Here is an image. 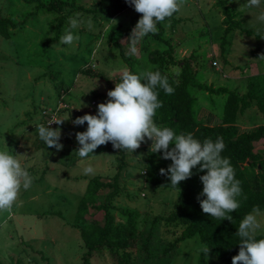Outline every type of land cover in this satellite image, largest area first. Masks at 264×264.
Listing matches in <instances>:
<instances>
[{"label":"rangeland","instance_id":"obj_1","mask_svg":"<svg viewBox=\"0 0 264 264\" xmlns=\"http://www.w3.org/2000/svg\"><path fill=\"white\" fill-rule=\"evenodd\" d=\"M40 1L45 3L48 0ZM73 1L76 6L90 10L98 2ZM222 1L230 9L228 17L222 18L220 9L214 7L217 0H184L173 21L162 22L164 37L170 39L175 59L190 54L197 56L194 57L198 64H195V76L202 84L212 72V61L229 75L244 72L248 63L254 66L261 63L258 66L264 75V46L261 49L264 23L256 21V17L264 13V0L259 8L247 7V0ZM34 5V1L25 4L23 0H0V18L20 24L9 32L8 39L0 37V151L19 155L17 159L33 177L32 186L28 190L21 189L12 211L0 212V262L18 259L21 264H78L81 243L71 226L76 204L88 179L98 176L102 182L110 181L119 157L111 143L98 146L93 155L79 157L75 133L85 131L87 123L74 125L72 121L86 114L88 107L80 106H89L93 100L92 90L106 95L109 91L106 82L110 90L114 89L120 75L127 71L116 56L112 41H107L109 28L115 24L112 20L125 27L130 17L142 14L132 6L111 19L97 13L81 15L69 12L62 23L60 38L65 35L70 18H77L79 14L78 18L83 22L72 30L74 35H79V41L67 45L60 43L59 38L57 42L43 46L54 34L55 18L37 11ZM89 18L93 25L91 29L87 25ZM227 26L229 28L223 36ZM142 47L161 50L165 46L148 35L137 45L135 53L126 50L129 57L139 59L145 71L151 66L146 64ZM233 65L236 71L229 69ZM202 70L208 74L200 77L198 74H202ZM168 73L174 76L177 70L169 69ZM95 75L106 82L95 78ZM219 81L226 91H232L231 87L237 84L230 78ZM248 81L241 85L243 90L245 87L250 92L251 83L257 91L264 87V76L259 74ZM191 94L195 97V110L204 106L212 115L220 114L226 93L203 99L201 90L192 89ZM62 95L63 101L60 100ZM94 110L97 111V106ZM50 116L55 119L69 116L61 125H52V128L61 129L63 149L59 152L47 148L36 129L39 124L47 126ZM151 143L145 138L132 154L124 151L125 165L118 179L119 195L109 209L112 224L126 225L134 230V247L128 252L137 264H199L201 244L196 238L178 243L169 258L161 253L179 231L177 226L162 220L172 212L177 192L154 189L144 183L145 160L149 153H153ZM65 150L66 154L63 153ZM154 154L161 156L162 153ZM89 165L94 168V173L85 175L83 169ZM107 191H102L100 199ZM92 213L93 219L101 225V213ZM203 259L205 264H223L213 257L207 259L204 256ZM90 264H111V258L101 251L92 257Z\"/></svg>","mask_w":264,"mask_h":264},{"label":"trees","instance_id":"obj_2","mask_svg":"<svg viewBox=\"0 0 264 264\" xmlns=\"http://www.w3.org/2000/svg\"><path fill=\"white\" fill-rule=\"evenodd\" d=\"M23 1L25 4H31L34 1V8L37 11L55 18L53 24L54 34L51 39L43 43V46L59 40L62 32V23L69 12L81 15H94L97 13L104 18L111 19L130 6L129 3H126V0H98L96 7L90 10L89 8L76 6L73 0H48L45 3L40 0ZM214 7L220 9L222 17L229 16L230 9L225 5L224 1L217 0ZM175 15L176 13L170 19L166 18L165 21H173ZM140 17L139 15H133L125 27L118 23L112 24L109 28L107 41H112L111 46L116 49V56L123 62L127 71L135 74H140V71L141 73L159 71L162 75L167 76L170 85L175 89L171 95H166L163 90H159L158 98L163 106L157 110L154 122L157 126L172 128L177 134L191 133L201 143L205 139L210 138L215 141L217 137H222L226 147L221 155L230 159L235 169L236 179L241 181L243 195L247 197L246 200L240 198L241 207L230 213L233 217L231 222L212 218L209 214L203 213L197 200V196L202 192L203 188L199 177L206 174V170L197 171L199 168V165H197L196 168L192 169L193 175L185 181H181L177 188L170 183L166 176L159 173V169H167L168 165L171 164V160H164L160 158L161 156L149 153L143 170L144 183L154 189L161 188L177 192L172 212L167 217L162 218V220L177 226L179 231L174 241L168 242L161 253L163 256L168 255L169 258L170 252L177 248L178 243L186 239L196 238L201 245L205 244L210 247L209 257H213L223 264H232V257L237 255L239 251V238L235 233L240 222L246 214L251 212L254 206H259L264 210V149L262 154L253 151V144L264 143V126L241 134H237L236 129L233 127L236 115L243 111L248 106L249 101L255 96L251 91H248L244 96L239 97L234 92L226 91L223 88L215 90L211 86L198 82L195 76L197 71L195 55L190 54L182 59H175L173 57L174 48L170 45V39L164 37L162 22L157 24L159 31L154 35H149L158 43L163 44L165 48L161 50H145L142 47L146 64L151 66L150 69L144 71L139 59L125 54L126 50L129 53L131 52L130 43L126 39L131 35V31ZM19 26V23L0 18V37L8 39L9 32L16 30ZM228 28L227 26L223 31V36H225ZM115 35L116 37L113 39ZM190 62H193V65ZM168 67L169 69H176L179 75L176 73L174 76H170ZM95 78L102 77L95 75ZM102 79L105 81L104 78ZM106 84L110 90L109 84L107 82ZM192 89L215 95L226 93L219 125L208 127L197 120V110L194 109L195 97L191 94ZM91 95V99L96 101V106L97 101L103 103L108 99L107 94L104 95L96 90H92ZM61 99H63V95L62 98L60 97ZM42 122L44 123L43 120ZM110 143L108 142V144ZM173 146L170 145V148ZM66 150L63 153L66 154ZM108 150H110L109 147ZM114 150L117 151L119 157L117 158L119 163L116 165L115 174L109 182H102L98 176L88 179L75 207L71 226L76 231L81 243L80 248L82 250L78 264H90L92 257L101 251L108 253L111 258V264H137V260L135 258L132 259L131 254L128 252L129 249L134 247V230L126 225H113V219L109 213L112 201L119 195L118 179L120 171L125 165L123 161L125 150ZM73 154L71 152L70 155L73 157ZM105 189L109 191L100 199L102 191ZM203 198L200 197V199ZM97 202L98 204H96ZM92 211L101 213V225H99L97 220L93 219L92 215L94 213ZM257 238H264V233L258 235ZM139 255L137 254V256ZM203 257L204 255L200 252L199 264H205ZM0 264H21V261L9 259L8 263L0 262Z\"/></svg>","mask_w":264,"mask_h":264},{"label":"clouds","instance_id":"obj_3","mask_svg":"<svg viewBox=\"0 0 264 264\" xmlns=\"http://www.w3.org/2000/svg\"><path fill=\"white\" fill-rule=\"evenodd\" d=\"M183 2L184 0H126L137 13L142 14L126 39L130 43L131 52L137 51V45L146 36L159 31L158 23L178 13ZM261 4L262 0H247L246 6L259 8ZM78 16L79 14L77 18H70L69 27L60 38V43L73 45L79 41V35H74L72 31L83 22ZM112 21L116 24L115 20ZM256 21L264 23V13L258 15ZM87 25L89 29L93 27L91 18ZM159 90H163L166 95L175 91L167 76L159 71L140 74L124 71L119 82H115L114 89L107 92L108 99L97 105L96 114L94 110L93 114L86 113L72 121L74 125L87 123L85 131L75 133L79 144L76 152L79 157L86 158L89 154L93 155L98 146L111 142L114 149L127 150L132 154L148 138L152 141L150 148L153 153L160 152L161 159L171 160L167 169L161 168L159 173L166 176L174 187L190 178L193 175L192 169L197 165V171L206 170V174L199 177L203 185L202 192L197 196L200 207L203 213L212 218L231 222L233 217L230 213L241 207L240 198L246 200L247 197L243 195L241 181L236 179L230 159L221 155L226 147L223 138L217 137L215 141L209 138L201 143L191 133L177 134L170 127L157 126L154 117L163 106L158 98ZM80 107L88 105L81 104ZM68 119L69 116L66 119L51 120L47 126H36L38 135L47 148H54L57 152L63 149L60 143L61 129L51 128L49 125H61ZM170 145L174 146L170 148ZM17 156L19 155L0 151V212L10 213L21 189L28 190L33 183V177ZM83 172L85 175L93 174L94 168L89 165ZM261 233H264V210L254 206L244 216L235 233L239 238V251L232 257V264H264V238H257ZM199 251L209 258V246L202 244Z\"/></svg>","mask_w":264,"mask_h":264},{"label":"crops","instance_id":"obj_4","mask_svg":"<svg viewBox=\"0 0 264 264\" xmlns=\"http://www.w3.org/2000/svg\"><path fill=\"white\" fill-rule=\"evenodd\" d=\"M254 35H256V34H254ZM263 46H264V44L261 46V49L263 48ZM262 51L264 52V49H262ZM174 53H175V50H174ZM195 57H197V56H195ZM259 64H261V63H258V64H256V66H254V65L248 63V64H246L245 68L243 69L244 72L236 73L233 75H229V73H226L225 71L223 72L222 69L219 67H213V69L211 70L212 72H210V74L206 78H204V82H205L204 84L207 86H211L215 90L217 88L225 89L222 86L223 83H221V81H219V80L230 78L231 81L233 80L235 83H237V84L239 83L238 85L234 84V86L231 87L232 88L231 92H234L237 96L242 97L246 94V92H248L245 89V87L243 90V88L241 87L242 84L249 83L248 80L253 78V77L258 76V74L261 76H264L263 75V69L258 66ZM225 67L228 68V66H225ZM200 69L201 68H199V70ZM229 69L235 70L236 66L233 65L232 68H229ZM203 71L204 70H202V72ZM196 73H197V71H196ZM203 74L206 76L208 74V71L205 73L203 72L202 74H198V75H200V77L201 76L203 77ZM234 77H236V79H234ZM246 79H248V80L246 81ZM251 84H252L251 92L255 97H253V99H251L249 101L248 106L243 111L239 112L236 115V119H235V123L233 124V127L236 129L237 134H241V133H244L246 131H251V130L254 131L258 127L264 126V87H263V89H260V90L258 89V91H257V87L255 88V85L253 83H251ZM228 91H230V90H228ZM213 95L214 94H208L207 92L202 91V94L200 97H202V99H203V97H209L210 98ZM224 101H225V98H224ZM97 103H99V102L97 101ZM223 105H224V103H223ZM205 108L206 107L201 106V108L197 111V120L200 121L202 125L208 126V127L219 125L221 123L223 106H222L221 112L218 116L212 115L211 112L207 111ZM263 147H264V143L263 144L255 143V144H253V148H254L253 151H256L258 154H262L263 153Z\"/></svg>","mask_w":264,"mask_h":264},{"label":"built area","instance_id":"obj_5","mask_svg":"<svg viewBox=\"0 0 264 264\" xmlns=\"http://www.w3.org/2000/svg\"><path fill=\"white\" fill-rule=\"evenodd\" d=\"M211 66H212V67H217V65H216V63H215L214 61L211 62ZM95 104H96V103H95L94 101H91V102H90L88 108L86 109V113H87V114H93V113H94V107H95ZM78 114H80V112L77 113L76 115H78ZM50 119H51V120H54L55 118L52 117V116H50ZM51 120H50V121H51ZM52 125H53V124H51V125H49V126H52ZM263 149H264V147H263Z\"/></svg>","mask_w":264,"mask_h":264},{"label":"water","instance_id":"obj_6","mask_svg":"<svg viewBox=\"0 0 264 264\" xmlns=\"http://www.w3.org/2000/svg\"><path fill=\"white\" fill-rule=\"evenodd\" d=\"M247 164V163H246Z\"/></svg>","mask_w":264,"mask_h":264}]
</instances>
